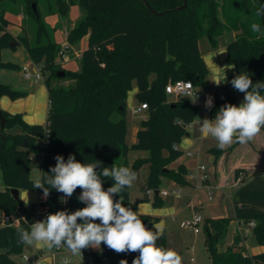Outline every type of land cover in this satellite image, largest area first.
Here are the masks:
<instances>
[{
  "label": "trees",
  "instance_id": "16d2710c",
  "mask_svg": "<svg viewBox=\"0 0 264 264\" xmlns=\"http://www.w3.org/2000/svg\"><path fill=\"white\" fill-rule=\"evenodd\" d=\"M4 1L0 0V68L18 69L13 63L3 62L1 57L3 49H16L10 47L14 37L6 29L9 22L2 14ZM261 3L264 0H69L68 3L57 0L61 14H66L71 5H78L83 12L68 31L67 42L75 44L87 36V43L79 58V70L64 72L63 78L72 81L66 87L51 82L52 76L59 78L55 59L61 49L50 38L41 42L42 23L38 21L37 43L31 44L26 38L19 43L24 45L29 59L42 66L41 71L50 72L48 77L43 76L49 106L44 125H29L21 114L2 111L6 123L4 129H0L3 186L0 189V210L4 215L11 216L20 202L13 198L11 189L43 195L41 189L32 187L33 179L29 174L32 154L42 156L41 175L55 166V156L62 155L66 161L72 154L81 163L101 161V167L123 165L136 172L147 167L145 193L158 189L163 176L185 186L186 169L183 166L165 172L163 169L182 155L175 147L200 109L189 99H170L165 86L169 82L190 81L201 93L200 88L207 85L209 69L200 54L198 42L206 37L214 43V39L226 31L237 33L226 45L227 62L234 66V76L247 72L253 83L264 81V35L255 39L250 32L253 21L264 28V18L252 15ZM133 84L136 86V102L146 104L147 109L144 110L146 117L138 122L135 142L128 144L126 101ZM209 95L214 98L213 107L206 109L211 119L222 105H239L238 98L232 94L219 97L216 93H207L205 98ZM2 96L16 100L26 93L0 83V98ZM14 127H18L19 132H10ZM238 144L235 142L227 150ZM131 151H145L148 156L135 159L130 165L127 161L119 164L118 161L126 159ZM209 151L216 164L225 150L216 146ZM242 173V169L234 172L239 182L232 193L234 216L204 218L202 231L211 264H264V252L247 253L239 233L234 235L230 245L224 247L231 220L244 224L252 222L253 243L264 246V169H256L249 175ZM103 179L105 190L114 183L111 179ZM80 194L78 188L67 200L69 212L86 206L78 200ZM61 195L51 190L43 206L52 213L59 211ZM121 196L126 202L125 207L136 211L137 202L129 200L128 188ZM153 204L160 205L157 195L153 197ZM34 208L32 204L26 213L28 223L21 220L18 226L4 224L0 227V264H22L14 259L24 245L18 240L17 228H29ZM136 214L149 230L159 220L137 211ZM157 243L166 249L164 234ZM100 247L102 251L93 252L96 264H120L121 260L132 264L139 255L118 254L104 244Z\"/></svg>",
  "mask_w": 264,
  "mask_h": 264
},
{
  "label": "clouds",
  "instance_id": "9594fccd",
  "mask_svg": "<svg viewBox=\"0 0 264 264\" xmlns=\"http://www.w3.org/2000/svg\"><path fill=\"white\" fill-rule=\"evenodd\" d=\"M252 15L264 18V3L256 6ZM250 32L259 39L264 35V28L253 21ZM226 79L224 74V78L215 83L220 85ZM230 83L244 94L243 101L238 106L222 105L214 119H199L201 133L215 139L220 150L234 142L247 144L264 128V81L253 83L249 73L241 72ZM213 100L211 95L206 98V109L213 107ZM55 160L56 164L49 172H43L32 181V187L41 189L45 199L53 189L63 193L62 203H66L79 188L78 200L86 206L74 212L50 213L43 220L31 223L27 229L18 227L20 243L27 246L42 244L50 250L63 248L73 256L81 257L83 249L99 248L104 244L118 254L139 253L132 264H182V257L175 250L158 245L162 233L149 230L136 211L123 205L121 194L126 188L133 187L137 180L136 171L115 164L101 167L102 162L98 160L81 163L72 154L66 161L62 155L55 156ZM103 178L114 182L106 190ZM117 195H120L119 200L114 199ZM21 220L28 223L25 218ZM62 264H70L69 259L66 257ZM120 264L128 262L121 260Z\"/></svg>",
  "mask_w": 264,
  "mask_h": 264
},
{
  "label": "rangeland",
  "instance_id": "374dc122",
  "mask_svg": "<svg viewBox=\"0 0 264 264\" xmlns=\"http://www.w3.org/2000/svg\"><path fill=\"white\" fill-rule=\"evenodd\" d=\"M65 3H68L69 0H63ZM35 6V13L32 9V5ZM4 10L2 11L3 16L9 22L6 26V29L13 35L14 41L12 43H16L14 45L19 53L24 57V59L28 60L29 57L25 50L23 44H20L23 41V38H26L27 41L31 44L37 43L38 37V29L39 22L43 24V32L40 35L41 42L45 43L48 38L54 40L57 44H59V49L68 47L65 50V58L62 59L60 55H57L55 59V65L57 72L59 71H78L80 68L79 58L81 56L82 50L86 46L87 36L78 41L75 44H69L67 42V33L75 25L78 20L83 15L82 10L78 5H71L67 7L66 14H61L59 12V6L57 4V0H37L29 2L28 0H5L2 3ZM38 16V20H37ZM39 21V22H38ZM237 33L234 32H224L222 35L216 37L214 39V43H211L210 40L206 37H202L200 39V49L203 54L202 58L205 61L209 73L207 75L206 81L207 85L205 87H201L200 91L203 96L207 93H217L219 95H224L226 93L232 94L238 98L239 104L243 101L244 94L235 90L232 85H226L230 83V81L234 78V69L233 66L228 64L227 62V53H226V45L235 37L234 35ZM66 43V45H65ZM210 49L211 53H206L205 49ZM6 50L3 52L2 61L5 62L12 55L11 48H5ZM30 60V59H29ZM28 63V61H27ZM38 67L42 69L41 65H35L30 60V71L32 72L33 68ZM3 70H12V69H4ZM16 71V69H13ZM18 72V71H17ZM44 78L50 75L49 71H41ZM19 76L17 79H13V82L16 84H21V79L25 80L22 69L18 72ZM224 74L226 76V82L217 85L215 82H219L224 78ZM238 75V74H237ZM12 80V79H11ZM25 81L29 82L31 87L26 91L23 87H12L15 90L22 91L26 93V96L19 98L24 99V103L27 106L32 108V111L36 113V122H42L41 124H45L47 114H48V97H47V88L44 84V79L39 80L37 83H34L33 80L26 79ZM51 82L55 86L66 87L72 84V81L64 78H55L52 76ZM5 84V83H4ZM10 84V83H8ZM7 85V84H6ZM136 86L133 84L132 89L127 93V101H126V125H127V135L126 141L127 143H131V138L133 135V128L138 127V122L141 120L140 114H133L132 109L138 105L134 98V90ZM32 94V96H30ZM30 96V98H28ZM28 98V100H26ZM170 98V97H169ZM172 99V98H170ZM11 100V99H10ZM18 100V99H16ZM12 100V101H16ZM146 116V112L142 113ZM23 116V114L21 113ZM144 117V116H143ZM142 117V119H143ZM40 124V123H37ZM12 133L19 132L18 127H14L10 130ZM217 145V144H216ZM147 155L145 151H131L129 153V158L138 159L141 156ZM40 156L39 154H32V157ZM33 164H31V168L33 169ZM242 169V168H241ZM243 173L246 174L245 169H242ZM2 186L0 180V187ZM212 199L208 201V190H204L201 193V198L204 201L203 210L199 212V215L204 218V216H208L212 214L211 209H216V212H220L223 216L228 213L225 211V205L217 202V190H211ZM208 198V199H207ZM38 193L34 191L23 190L20 194L19 204H17L15 212L11 214L14 218H19L23 213H27L30 209L32 202L38 201ZM115 200H119L120 196L117 195L114 197ZM34 203V205L36 204ZM210 205L207 207L206 204ZM123 205L126 206V202L123 200ZM35 209V208H34ZM209 209V210H208ZM38 208L31 212L30 215V223L41 221L42 218H39L37 214ZM189 211L176 215L175 217L165 218V231L162 233L165 236L166 240V249L175 250L182 257V264H211L208 252L206 250L204 244V232L201 230L198 234H194L189 230L183 229L180 227V224L188 219L191 215H189ZM3 211L0 210V226L3 224ZM236 226V225H235ZM239 230L242 231L244 235H247L249 240L247 241L248 248L247 253H259L264 252L261 249H264V246L257 245L253 243L251 237V227L249 224H239ZM252 248H255L252 249ZM99 248H92L94 251H98ZM35 251L41 252L42 255L39 257L41 262L37 264H43V262L47 261L44 259L49 253V249L42 245L36 244L34 246L23 245V249L20 254L14 256V259L17 262L21 263L22 255H26L28 257H32ZM43 260V261H42Z\"/></svg>",
  "mask_w": 264,
  "mask_h": 264
},
{
  "label": "crops",
  "instance_id": "0c3cea01",
  "mask_svg": "<svg viewBox=\"0 0 264 264\" xmlns=\"http://www.w3.org/2000/svg\"><path fill=\"white\" fill-rule=\"evenodd\" d=\"M235 36L236 34L234 35V37ZM198 45L200 54L201 56H203L200 49V40L198 42ZM5 50L6 49H3L1 52L2 58L3 52ZM205 51L206 53H211L210 49L206 48ZM11 52L12 55H10L9 58L5 60V62H10L17 65L18 69H16V71L13 69H0V83H5L11 87L21 86L23 87V89H25L24 91H26V89L28 90L29 87H31V85L29 84V82L25 81V78V80L21 79V84L20 81L18 84H16V82H13V79L18 80V72L20 71V69H22L23 66H30V60L24 59V57L19 53L17 48L15 50H11ZM226 85L229 86L231 85V83H228ZM135 93L136 88L134 90V95ZM30 96H32V94H30ZM30 96H28V98H30ZM217 96L221 97L222 95L217 94ZM28 98L26 100H28ZM23 100L24 99H18L16 101H12L7 96H2L0 98V109L1 111H5L10 114L22 113L23 116H21L23 121L29 125H43L41 124L42 122H36L37 112H33L32 108L27 106ZM137 106L139 105H136V107ZM143 112L144 111L140 113L141 119L143 116V119L146 117L142 114ZM204 118H208L209 120H211L207 110L200 109L198 116L186 128V133L183 139L177 145V149L182 152V155L175 161L171 162L166 168L167 170H177L179 166H183L186 169V174L184 177L187 183L185 186H180L173 180L163 176L161 177V183L159 188L153 191L152 194H147L143 190L147 180V167L144 166L137 172V180L135 181L133 187L129 189V200L132 202H137L136 211L140 214H148L159 219L158 222L155 223L150 229L154 232L158 231L160 233H163L165 231V218L175 217L176 215L187 211H189V215H192L194 212H197L199 214V212L203 210L204 207V201L200 197L201 193H203L204 190L209 191L208 197L211 193V199V190H217L219 193L217 195L216 201L220 204H224L225 211H228V213L223 216L222 214H220V212H216V209L212 210V208V214L204 216V218H232L234 216V210L232 206V193L239 184L238 180L235 179V170L241 168L245 169L246 173L249 175L256 169H264V130L261 129L260 133L257 134V136L247 144L235 145L234 148L229 151L227 150L228 147L225 148L223 154L218 158L216 164H214V155L209 150L217 146V141L211 136L201 133L200 120L202 121ZM137 131L138 127L133 128L131 143L128 144H132L135 142ZM234 144L235 142L232 145ZM188 153H191V155H188ZM147 156L148 153L145 156H141V158H145ZM31 159L34 167L33 169H30L29 174L31 179L34 180L37 176L41 175V169L39 167V164L42 159V156H36V158L31 156ZM135 159L129 158L128 154L126 159H121L118 162L119 164H122L124 161H127L130 165ZM199 165L205 166L204 174H206L207 176V179L205 181H201L200 179L202 173L198 170ZM0 189H3V186H1ZM176 190L180 191V193L176 194L174 192ZM21 192L22 191L19 190V198ZM163 192H166L167 194L163 195ZM39 195L40 193H38V197ZM156 195L158 196V201L160 204L159 206H155L153 204V197ZM144 198L146 200H143ZM208 201H210V199H208ZM34 203L36 202H32V204ZM206 206L210 207L208 203L206 204ZM25 216V213H22L20 215V217ZM239 224L242 223H238L236 220H231L228 227V233L224 247L230 245L233 242L234 235L236 233H239L241 238L243 239V247L247 251V249H249L247 245V241L249 240V238L247 235H244L241 230H239ZM249 225L252 230V224L249 223ZM1 226H3V224ZM252 249L255 250V248ZM261 251H264V249H261ZM249 254H253V252ZM39 262H41V259L39 260ZM43 264H47V261L43 262Z\"/></svg>",
  "mask_w": 264,
  "mask_h": 264
},
{
  "label": "built area",
  "instance_id": "2783aa9c",
  "mask_svg": "<svg viewBox=\"0 0 264 264\" xmlns=\"http://www.w3.org/2000/svg\"><path fill=\"white\" fill-rule=\"evenodd\" d=\"M68 47L66 46L65 48H62L58 55L62 59H64L65 56V50ZM33 71H30V66H23L22 67V72L25 77V79L28 80H33L34 83H37L39 80L43 79V75L41 72V69L38 67H35L32 69ZM165 93L168 95V97L172 98V100H177L179 98H185L189 99L192 104L196 105L199 107V109H204L205 108V101L206 98L205 96L202 95L195 87L192 85L190 81H174V82H169L165 86ZM187 94V95H186ZM147 109L146 104H140L139 106L135 107L132 109V113L135 114H140L142 111ZM177 148V147H175ZM188 155H191V153H188ZM198 170L202 173L200 176L201 181H205L207 179L206 174H204L205 166L204 165H199ZM176 194H179L180 191H174ZM147 194H152V190H148L146 192ZM166 192H163V195H166ZM63 196V193L61 197ZM209 199H211V193L209 194ZM46 199L43 198V195H39V199L37 203L35 204V209L38 208L37 214L39 218H42V220L50 213H52L47 206H43V203H45ZM60 208L59 211L61 210H67V202L62 203L60 200ZM21 218L25 217H19V218H14L12 216H3V225L8 224L10 226H18L20 224ZM204 219L197 213L194 212L188 219L183 221L180 224V227L186 230L191 231L194 234H198L202 230V224H203ZM253 227V223L251 222ZM101 247H100V249ZM93 252L92 248H87L82 250V256H73L70 252H68L66 249H49V253L45 257L47 259V264H62L63 260L67 257L70 261V264H96L93 258ZM21 257V263L22 264H36L39 262V257H41V253L35 252L32 257H28L26 255H22Z\"/></svg>",
  "mask_w": 264,
  "mask_h": 264
},
{
  "label": "water",
  "instance_id": "95a60500",
  "mask_svg": "<svg viewBox=\"0 0 264 264\" xmlns=\"http://www.w3.org/2000/svg\"><path fill=\"white\" fill-rule=\"evenodd\" d=\"M146 6H147V4H145ZM184 6V5H183ZM32 9H33V11H34V13H35V6H34V4L32 5ZM154 14H157L156 12H153ZM14 45H16V43H10V47H12V46H14ZM64 75H65V73L63 72V71H59V72H57L56 73V76L57 77H59V78H63L64 77ZM5 123H6V119L4 118V116H3V113H2V111H1V109H0V129L1 130H3L4 129V125H5ZM187 135V134H186ZM165 171H167V169L165 168V169H163V172H165ZM10 193H11V195L13 196V198L15 199V200H18L19 199V190L18 189H11L10 190Z\"/></svg>",
  "mask_w": 264,
  "mask_h": 264
}]
</instances>
